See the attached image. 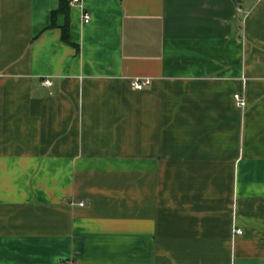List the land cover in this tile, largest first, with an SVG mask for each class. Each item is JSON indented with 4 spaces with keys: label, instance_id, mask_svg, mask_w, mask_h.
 I'll return each mask as SVG.
<instances>
[{
    "label": "crops",
    "instance_id": "obj_1",
    "mask_svg": "<svg viewBox=\"0 0 264 264\" xmlns=\"http://www.w3.org/2000/svg\"><path fill=\"white\" fill-rule=\"evenodd\" d=\"M59 7L0 0V264H264V0Z\"/></svg>",
    "mask_w": 264,
    "mask_h": 264
},
{
    "label": "built area",
    "instance_id": "obj_2",
    "mask_svg": "<svg viewBox=\"0 0 264 264\" xmlns=\"http://www.w3.org/2000/svg\"><path fill=\"white\" fill-rule=\"evenodd\" d=\"M69 1L71 4L82 3V0H69ZM90 20H91V15L88 13H84V23H89ZM150 83H151V81L149 79H135L133 81V87L135 89L140 90V89H143L144 87L150 85ZM43 85L50 87L53 85V81L49 78H45L43 81ZM235 99H236V103L238 104V106L243 107L246 105L245 99L240 94H236ZM78 205L85 206V202L81 201L80 203H78ZM237 232L242 233L241 230H238Z\"/></svg>",
    "mask_w": 264,
    "mask_h": 264
},
{
    "label": "trees",
    "instance_id": "obj_3",
    "mask_svg": "<svg viewBox=\"0 0 264 264\" xmlns=\"http://www.w3.org/2000/svg\"><path fill=\"white\" fill-rule=\"evenodd\" d=\"M60 1V7L59 10L54 12L52 14L53 21L55 24V18L58 14H64L66 16V23L62 27V38L64 42L69 43L70 38H69V6H70V1L69 0H59Z\"/></svg>",
    "mask_w": 264,
    "mask_h": 264
}]
</instances>
